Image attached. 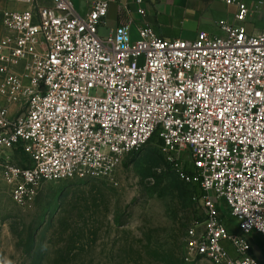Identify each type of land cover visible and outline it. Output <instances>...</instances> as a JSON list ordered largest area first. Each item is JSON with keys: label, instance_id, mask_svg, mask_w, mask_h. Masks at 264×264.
<instances>
[{"label": "built area", "instance_id": "2783aa9c", "mask_svg": "<svg viewBox=\"0 0 264 264\" xmlns=\"http://www.w3.org/2000/svg\"><path fill=\"white\" fill-rule=\"evenodd\" d=\"M114 1L80 15L71 0H17L31 9L4 13L0 183L25 208L46 183L110 177L157 135L177 178L204 195L186 260L260 264L251 237L264 240V33H247L252 9L224 0L237 6L236 23L192 42L150 26L134 40L127 24L103 38Z\"/></svg>", "mask_w": 264, "mask_h": 264}, {"label": "rangeland", "instance_id": "374dc122", "mask_svg": "<svg viewBox=\"0 0 264 264\" xmlns=\"http://www.w3.org/2000/svg\"><path fill=\"white\" fill-rule=\"evenodd\" d=\"M203 196L177 178L158 139L106 179L46 183L25 208L0 183V264H211L186 260L187 231L205 222ZM218 213L239 233L224 204Z\"/></svg>", "mask_w": 264, "mask_h": 264}, {"label": "crops", "instance_id": "0c3cea01", "mask_svg": "<svg viewBox=\"0 0 264 264\" xmlns=\"http://www.w3.org/2000/svg\"><path fill=\"white\" fill-rule=\"evenodd\" d=\"M80 15L87 14L95 0H71ZM116 0L110 5L107 24L99 28V35L109 37L112 30L129 25L134 40L139 38V30L150 26L159 37L165 40L195 41L200 32L219 34V24L236 23L238 8L228 5L224 0ZM246 3L251 13L244 23L249 35L264 33V0H236ZM142 8L146 16L139 14ZM30 5L18 3L17 0H0V40L8 35L3 25L5 12H26ZM0 100L2 98L0 97ZM15 111V110H14ZM256 234L251 237L256 239ZM259 236V235H258ZM263 243L264 240L262 239ZM253 245V249L254 246ZM263 255L255 257L264 264V245H259ZM254 253V251H253Z\"/></svg>", "mask_w": 264, "mask_h": 264}, {"label": "trees", "instance_id": "16d2710c", "mask_svg": "<svg viewBox=\"0 0 264 264\" xmlns=\"http://www.w3.org/2000/svg\"><path fill=\"white\" fill-rule=\"evenodd\" d=\"M153 139H158V138H157V135H156ZM152 141H153V140H152ZM158 143H159V140H158Z\"/></svg>", "mask_w": 264, "mask_h": 264}]
</instances>
